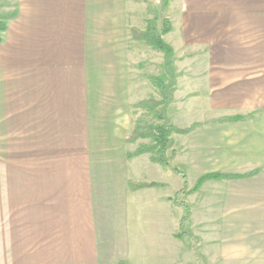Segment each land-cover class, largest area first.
<instances>
[{
    "label": "crops",
    "instance_id": "1",
    "mask_svg": "<svg viewBox=\"0 0 264 264\" xmlns=\"http://www.w3.org/2000/svg\"><path fill=\"white\" fill-rule=\"evenodd\" d=\"M147 1L16 0L0 44V264H264L257 88L212 91L209 110L193 112L184 128L193 131L180 135L182 149L175 138L172 166L181 160L197 180L246 176L210 180L188 195L184 226L178 174L149 154L128 158L141 144L129 142L130 88L146 83L151 48L130 24L132 8L145 14ZM195 3L198 10L205 0ZM191 9L188 1V37L225 36L224 14ZM136 98L133 105L145 101ZM236 116L249 119L220 122Z\"/></svg>",
    "mask_w": 264,
    "mask_h": 264
},
{
    "label": "rangeland",
    "instance_id": "2",
    "mask_svg": "<svg viewBox=\"0 0 264 264\" xmlns=\"http://www.w3.org/2000/svg\"><path fill=\"white\" fill-rule=\"evenodd\" d=\"M154 1H147L145 14H139L138 7L132 8L134 17H132L130 25L132 28L138 27L141 30H146L151 23L157 29H162L166 21L170 22L172 32L165 36V41L173 47L175 52L172 60L173 70L169 71L166 68L164 54L154 52L152 48L147 47L148 55L151 57L148 56L146 68L142 65L146 70V83L130 88L134 89L136 95L131 98L132 131L136 126L157 127L162 124L184 129L196 120L193 117V112L205 110L207 107L209 110L210 105L206 100L212 91L215 94H220L228 90H236V93L241 95L243 90L257 88L260 101L263 100L264 0H205L203 6L198 10L195 9L197 7L196 0H174L173 5L170 7L169 4L165 10L161 8L162 0H156V4ZM188 1L192 8L191 12L193 10L195 14H224L227 17V29L223 33L225 36L222 38L223 35H220L219 38L214 39L188 37L187 22L183 21L186 20L188 13ZM17 9L16 0H0V22L6 23L8 26L11 16L17 13ZM219 42L222 44L220 53L215 50ZM230 53H235L231 59L227 58L230 57ZM215 57H220L221 61L219 62ZM216 61L220 64L215 63L214 65ZM221 62L234 63L233 65H222ZM204 64L205 66L211 65V70L204 73ZM173 76L176 79L175 83L172 81ZM155 79H160L165 84L175 87V102L173 98L164 106L145 109L139 108L137 104L133 105L136 97L145 100H163L161 91L155 86ZM104 94H106V90H104ZM130 94H132L131 90ZM160 112L163 113L164 121L158 117ZM176 135L173 134L171 137L172 147L167 152L169 157H171L172 151L179 155L174 146L176 137L179 149H182L185 142L182 136ZM136 142H141L140 146L153 145L151 138L140 139ZM146 154H149L153 160L156 157V150ZM176 157L172 159V165H174ZM176 164L179 169L186 172L180 166L181 160ZM188 178V187L192 188L196 184L197 178L191 174L188 175ZM173 187L174 189L184 187L181 176L178 175L177 181L173 179ZM179 199L186 200V197L180 195Z\"/></svg>",
    "mask_w": 264,
    "mask_h": 264
},
{
    "label": "trees",
    "instance_id": "3",
    "mask_svg": "<svg viewBox=\"0 0 264 264\" xmlns=\"http://www.w3.org/2000/svg\"><path fill=\"white\" fill-rule=\"evenodd\" d=\"M171 0H162V8L165 10L168 8ZM17 14H13L10 18V20L15 19ZM8 31V26L6 23L0 22V44L3 43V34ZM172 32V27L170 22L166 21L164 23V27L162 29H157L155 26L151 25L149 23L148 28L146 30H141L138 28L132 29L133 37L136 40H142L146 42L148 46H150L153 50L161 52L165 56V64L166 68L169 71L173 70V57H174V49L165 42L164 36ZM173 83H175V77H172ZM155 86L161 91L162 101H156V100H145L142 101L138 107L145 109V108H156L158 106H164L167 104V102L173 100L174 94L176 92L175 87H172L171 85L165 84L160 79L154 80ZM158 117L160 120H165L163 113L160 112L158 114ZM248 117L243 116H236L233 118H224L220 120V122H238V121H246L248 120ZM193 131L192 128L187 129H180L173 125L168 124H162L157 127L148 126H136L131 134V137L129 138V142L134 143L140 139H147L151 138L153 140V145L151 146H140L133 154H129L128 158H134L141 156L146 153H153V151L156 150V157L153 159L154 162L159 163L167 168H170L173 172L178 174L182 177L184 181V187L177 193L174 201L180 206L184 207L187 211L186 216L181 220V226H184L185 223L188 221V219L192 215V210L190 205L186 202V200H180V195H183L187 197L190 194L198 192L204 183L210 180H224V179H240L244 178L246 176L242 175H229V174H208L200 177L195 186L188 190V175L184 170H181L179 168L172 166V159L177 156L175 151H172L171 157L168 156L167 152L172 147V140L171 137L173 134L177 135H187ZM154 184L148 185V184H137V183H131V187L133 190H139L146 187H153ZM180 238L187 237V234L182 230V232L179 235Z\"/></svg>",
    "mask_w": 264,
    "mask_h": 264
}]
</instances>
